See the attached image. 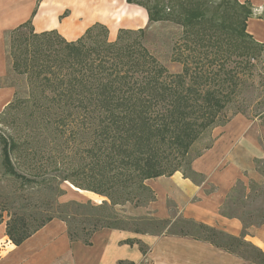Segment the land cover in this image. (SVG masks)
Returning a JSON list of instances; mask_svg holds the SVG:
<instances>
[{
	"label": "trees",
	"instance_id": "16d2710c",
	"mask_svg": "<svg viewBox=\"0 0 264 264\" xmlns=\"http://www.w3.org/2000/svg\"><path fill=\"white\" fill-rule=\"evenodd\" d=\"M125 1L143 8L147 23L136 30L119 29L114 40L101 23L89 26L74 41L54 30L36 33L31 21L35 10L29 20L5 33L9 45L19 51L9 71L26 78L29 94L15 96L0 114L11 120L14 132L0 137L4 172L27 183L60 179L54 187L46 186L58 196L63 193L59 185L68 181L105 199L97 205L67 202L51 212L27 203L20 204L21 214L12 206L2 208L0 222L7 212L8 240L19 246L53 219L65 223L71 241L85 245L102 229L154 235L165 229L166 235L208 243L244 264H264V252L243 234L232 236L187 219L181 220L197 234L173 232L168 230L176 220L151 216L136 220L118 210L155 201L149 180L178 172L194 181L200 174L192 170V163L211 143L192 153L195 145L244 114L238 108L227 112L242 85L238 69L264 50V42L246 31L250 5L237 0ZM165 23L182 29L183 42L173 46L170 58L181 65L179 73H170L145 45L147 30ZM7 55L11 61L9 51ZM13 158L19 167L25 161L33 164L20 173ZM259 187L249 183L253 194ZM236 191L233 187L230 193ZM73 209L76 213H71ZM219 214L243 220L244 228V219L249 225L255 221L264 225V213ZM134 242L145 254L139 241H124Z\"/></svg>",
	"mask_w": 264,
	"mask_h": 264
},
{
	"label": "crops",
	"instance_id": "0c3cea01",
	"mask_svg": "<svg viewBox=\"0 0 264 264\" xmlns=\"http://www.w3.org/2000/svg\"><path fill=\"white\" fill-rule=\"evenodd\" d=\"M81 1L0 0V77L5 73L4 32L25 22L34 10L32 26L36 33L54 30L67 41L76 40L94 23L105 24L104 20L110 29L115 23L113 14L118 15L119 11L130 14L126 17L129 28L142 27L147 21L143 8L129 5L125 0H88L80 4ZM87 8L101 9L104 12L90 19L88 15L91 16L92 11L86 13ZM66 10L69 14L63 16ZM109 15L113 16L112 20H109ZM258 29L263 31L260 33ZM248 30L257 41H264V21L251 20ZM12 94L11 88H0V109L10 102ZM235 152V149L229 152L232 158L229 155L231 159L221 171L213 173L211 180H204L199 185L178 172L170 177L147 181V186L155 194V201L145 207H132L126 215L131 218L151 216L160 220L179 216L238 236L242 229L241 223L237 219H228L219 214L228 192L241 176L242 169L235 158L233 159L238 155ZM216 166L207 164L205 169L212 170ZM195 171L206 173V176L210 174L204 169ZM210 185L215 187L214 191H208ZM83 193L89 194L79 192L78 195H84ZM84 198L87 201L92 199L88 196ZM171 207L175 209V214L170 213ZM128 239L139 241L145 246V254L141 253L136 242L124 243ZM249 240L264 252V233L254 235ZM119 261L133 264H243L238 257L208 243L164 233L137 234L127 230L102 229L91 236L90 245H85L80 240L71 241L65 223L58 219L51 220L21 245L15 246L5 234V220L0 222V264H117Z\"/></svg>",
	"mask_w": 264,
	"mask_h": 264
},
{
	"label": "rangeland",
	"instance_id": "374dc122",
	"mask_svg": "<svg viewBox=\"0 0 264 264\" xmlns=\"http://www.w3.org/2000/svg\"><path fill=\"white\" fill-rule=\"evenodd\" d=\"M87 1L88 0H82L80 4H83ZM92 1L96 2L98 0ZM237 1H239L240 3L247 2L251 7L252 17H250L246 23V31L248 34H250L248 30V24L249 22H251V20L252 22L253 20L264 21V0ZM90 11H92L91 16L90 14L88 15L90 19L98 15L95 14L93 16V11H99L102 13L104 12V10L101 9L87 8L85 10L86 13ZM67 14H69L68 10L63 13V16H67ZM124 14L125 16L122 18L130 16V14ZM113 15H115V23L114 25L110 26V29L106 20H104L106 25L103 24L108 29L110 40H113V36L115 34L117 35L119 29L136 30L144 28L147 23L146 21L144 24H142V27L139 28H129L127 26L129 25L127 19H125L122 24H120L119 22L120 25H118V22L116 20L117 15ZM29 18L27 20H29ZM112 18L113 16L109 15V20H112ZM258 31H260L261 33V31L263 30L258 29ZM6 32L7 31H5L3 35V61L5 63V73L0 77V86H12L4 87L11 88L13 90V94L10 100V102H12L15 96L22 98L27 97L29 94V85L24 76L18 75L15 72H11V70L9 71V68H11L12 66L14 56H16L19 51L15 47L16 45H12V47L9 45L8 38L5 39ZM250 35L255 41H257L252 34ZM181 42H183L182 29L176 24H157L150 27L146 32L145 45L170 73H179L181 71V65L177 62H172L170 59L173 46ZM8 51L11 56V61H9L10 59H8L7 57ZM242 66L243 67H240L238 69V75L240 77L239 82L242 80V85L239 86V93L237 94L231 105H234V107L229 109L227 115H230V113L233 112L235 108L243 110L244 114H238L234 116L226 125L216 127L215 129H213L211 137H207L201 142L197 143L192 153L202 150L209 143H211V148L209 150L203 151L202 155L199 158L195 159L191 166L193 171H195L196 169H204L205 171H209L208 173H210L209 176H206V173H198V171H195L196 173L200 174V176L195 177V180L192 182L199 185L204 180H211V175L213 173L221 171V169H223L229 163V159L232 158L229 152L235 149V153H237L238 155H235L233 159L235 158L236 163L238 164L240 169H242L241 176L240 179H237L235 184L232 186V188L236 187L237 191L231 194V188L219 209V212L222 211L235 217L244 215V212H254L258 215L264 213V50L256 53V58L254 61H250V63H248V61H244L242 63ZM15 92H17L19 95H16ZM9 103H7L3 108L0 109V114L6 111L5 109ZM16 112L18 111L14 112L15 116L19 114H16ZM10 116L13 115H8L9 118ZM3 117L4 116L0 117V137L13 135L14 132L9 126L11 120L3 119ZM229 155L231 156V158H229ZM243 155L247 157H242ZM13 162L18 168V172L20 173L24 172L23 169L26 168L28 164H33L32 162L29 163L28 161H25V163H22V166L20 165L19 167V165L17 164V158H13ZM207 164H213L214 166H217L212 170H206L205 165ZM60 181L61 180L58 179L42 183H27L22 181L21 179L6 174L2 166L0 143V210L2 208L8 209L9 206H12V211L19 212V214H21L22 210L20 209V204L27 203L30 205V207L40 206L41 209L45 211L50 210L51 212L52 210H56V207L59 204H64L67 202L85 203L87 202V200L84 198V196L91 197L92 199L89 201V203L95 205L100 204L103 200H105L103 197L98 196L92 192L83 191L74 187L68 181L62 182V184L59 185L60 189L63 191L62 195L60 196H58L57 193H53L52 189H50L49 187H46L50 186V184L54 187V185ZM251 181L257 183L260 186L258 189H256V191H254V194L250 192L249 189V183ZM214 189L215 187L213 185H210L208 191H214ZM79 192H87L89 194L83 193L84 195L79 196ZM258 194H260V196L255 199ZM131 208L132 206L127 204L122 208H118V210L122 211L123 214H127V212L131 210ZM79 212L81 214L84 213L82 211ZM6 213L7 212L5 211L2 213L3 220L7 219ZM71 213H76V211L73 209L71 210ZM170 213L175 214V209L172 208ZM135 219L139 220L141 219V217ZM181 219L186 220L187 218L178 216L171 219L172 222L174 220H176V222L174 221L172 225H170L168 231H183L189 235L197 234L189 223L183 222ZM234 219H237L242 226L241 232L238 236L243 234L246 241L250 242L249 238L254 235H263L264 225L259 224V221H255L252 225H249V222L244 219V222L246 224V228H244L243 220L241 221L239 220V218ZM194 222L199 223L197 221ZM161 231H163V233L166 232L165 229ZM241 261L244 264V260L241 259Z\"/></svg>",
	"mask_w": 264,
	"mask_h": 264
},
{
	"label": "bare ground",
	"instance_id": "6f19581e",
	"mask_svg": "<svg viewBox=\"0 0 264 264\" xmlns=\"http://www.w3.org/2000/svg\"><path fill=\"white\" fill-rule=\"evenodd\" d=\"M95 14H100V12L99 11H93V16L95 15ZM125 16V14L124 13H120V11H119V15H117L116 16V20H117V22L119 23V22H124V20L126 19V18H122V17H124ZM119 20V21H118Z\"/></svg>",
	"mask_w": 264,
	"mask_h": 264
}]
</instances>
